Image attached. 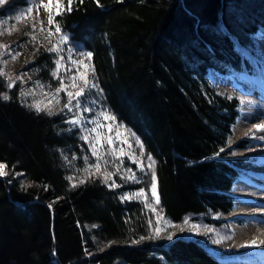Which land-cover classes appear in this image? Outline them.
I'll list each match as a JSON object with an SVG mask.
<instances>
[{"label":"trees","instance_id":"16d2710c","mask_svg":"<svg viewBox=\"0 0 264 264\" xmlns=\"http://www.w3.org/2000/svg\"><path fill=\"white\" fill-rule=\"evenodd\" d=\"M62 4L54 24L92 54L103 103L155 160L164 215L179 223L228 212L238 171L226 148L238 102L207 74L250 72L236 44L252 48L250 37L264 28V0H73L71 11L68 0ZM52 62L37 53L29 71L45 83ZM0 93L9 97L0 99L7 172L0 264H222L190 240L138 246L149 230L144 204L122 200V187L74 176L86 149L79 130L62 115L37 113L17 84L9 89L0 78Z\"/></svg>","mask_w":264,"mask_h":264},{"label":"rangeland","instance_id":"374dc122","mask_svg":"<svg viewBox=\"0 0 264 264\" xmlns=\"http://www.w3.org/2000/svg\"><path fill=\"white\" fill-rule=\"evenodd\" d=\"M37 2L47 4V10L40 8L37 11L33 8V5ZM29 8H33L30 14L27 13V9ZM0 10L3 14L0 18V24L3 25L2 28H0V68H2L6 75L13 80H15L17 76L22 77V82L17 80L15 83L19 87V94L21 91L33 93L24 97H21V95L18 96L21 97L22 101L28 106L35 102H42L41 106H43V104H49L56 88L60 87V81L63 80L65 90L58 94L60 103L55 104L53 100L49 106L52 108L54 114L65 117V122L70 128L78 129L81 137L85 135L89 136L88 142L80 137L84 141L86 149L85 152L78 157L81 166L79 169H74V176L81 177L82 175H91L101 180L102 183L109 188H113L111 184L115 183L118 186L114 188L122 187L125 189L122 190L121 198L124 195L131 197L134 193L143 190L144 195L140 198L122 199L124 201L136 200L142 202L144 206L146 204L148 205V207L145 206L149 218L148 236L137 243V245L153 248H168V246L176 240L183 239L198 242L210 254L214 253L215 250H219L218 252L221 253L224 251V247H227V244L231 245L235 237V232L233 231L234 226H231L234 222L229 221L232 214L210 213L208 216L204 215L197 218L188 215L179 223L172 222L164 215L160 207V202L158 204L156 203V199L153 197L151 191L152 173L149 171L150 162L147 160L148 155L145 153L143 156L140 155V149L136 146L132 131L118 121L116 116L103 103L100 89L98 91L96 88H89L85 91L84 95L73 99L70 105V107H72L71 112L64 107L69 101L67 93L72 92L75 94V92L79 90V87L83 86V82L77 78L76 83L78 87H71L72 77L76 76L78 71H85V69L76 64L75 61H81L83 65H88L89 61L85 59L83 55L88 52L77 47L69 39L66 32L61 29L57 32L54 23L49 25V15H54L57 11L56 0H5V2L0 5ZM17 16L20 17L19 20L16 19ZM9 32L11 34H9ZM49 33H51V35H49ZM33 36L35 40L32 39ZM62 36L64 37L63 40H61ZM251 39L253 48L243 49L239 44H237L236 47L240 55L250 58L253 74H256L257 70H260L259 64L264 66V52L259 50V39L255 35L252 36ZM53 46H56L58 49L57 52L49 51ZM37 53H44L50 62L53 61V67L48 76L50 81L45 83L40 82V80L35 78L29 71V66L34 62ZM12 55L16 56L15 60L12 59ZM56 60H60L61 66L57 73V77H53L52 72L57 69ZM0 78L3 79L7 85L8 81L5 77L0 76ZM207 78L210 85L219 89L228 98L237 99L240 104L243 105L242 99H245L247 92H241V94L243 93L245 95L236 94V90L240 93L241 88H239L238 85H241V79L245 78L243 74H234L227 78V82L231 85L229 83V85H223L217 82L214 72H209ZM217 79L222 80L219 76H217ZM89 80L92 83H96L92 73L89 74ZM244 91L246 90L244 89ZM77 101L80 102L79 108L76 107ZM244 101L247 100L245 99ZM245 103V107H247V105L250 106V103ZM85 108H87V111H85ZM246 110L247 115H250L248 109ZM44 112L49 114L47 111ZM104 112H108L110 115L114 116L115 122L113 123L112 121L104 119L103 115H101ZM239 112V118L229 135L228 147L226 148L229 157L234 160H239L241 158V153L247 152H243L244 150L239 151V149L242 148L234 147L237 142H240L243 138V133H247L246 131L248 129L246 128L247 126L243 131L240 128L238 121L242 119L241 115L245 112L243 108H241ZM77 118L80 119V124L72 125L68 122ZM92 122H99L103 126L97 127V124ZM121 125L123 127H121ZM94 127H96L95 132L87 131ZM251 135L255 137V140L258 137L256 134ZM135 138L137 137L135 136ZM92 143L96 144L98 154L101 156V160L99 161L101 165L99 172L95 170V165L98 161L97 156L93 155ZM110 152H114L116 155H110ZM129 155L137 158L139 167L137 163H134L133 160L129 158ZM73 162H77L76 157H73ZM152 162H154L155 171V160L153 158ZM238 164L240 163L238 162ZM85 168H88L90 171L85 172ZM128 170H130V172ZM240 170L243 171V167H240ZM4 171L6 172L5 169ZM105 171L112 173L111 179L107 183L103 175ZM6 175L0 176V178H5ZM132 175L136 177L135 180L131 179ZM121 177L124 178L122 179ZM69 178L74 181L73 176ZM156 197H158L157 184ZM158 216L162 217L159 224L157 223ZM185 220H187L188 223H185ZM193 225L197 227L193 228ZM156 227L161 229L158 235L155 233ZM181 228H183V231H181ZM208 229H211V231H208ZM169 235L172 236V239H167ZM217 259L224 264H251L247 262V260H242L240 263H231L221 258ZM160 260L161 264H173L165 261L163 258H160Z\"/></svg>","mask_w":264,"mask_h":264},{"label":"bare ground","instance_id":"6f19581e","mask_svg":"<svg viewBox=\"0 0 264 264\" xmlns=\"http://www.w3.org/2000/svg\"><path fill=\"white\" fill-rule=\"evenodd\" d=\"M256 37L259 39V50L264 52V29L257 31ZM259 68L260 70L258 69L257 73H261L264 75V66L262 64H259ZM242 81L244 84L238 85L239 88H241L240 93H238L239 91L235 89L237 91L236 94L242 95L243 93L247 92V96L245 97L247 101L245 102L250 103V106L252 105L251 107L248 105L246 107L250 115H247V113H245L246 115L244 114V116L247 117L249 123L252 125L251 128L246 127L248 128L246 132L247 134H256L258 136L257 139H254L253 142H256V145L261 146V151L259 152L258 159L262 163L261 166L264 167V130H257L258 125H264V103L259 101L256 95V93H259L262 90L263 86L251 85L249 88H251L252 90L244 91V85H248L250 82L244 81V79H242ZM219 82L223 85L230 84L229 82H227V80L224 79ZM241 92L243 93L241 94ZM245 144L246 139L242 138L239 143L237 142V144H235L234 147L244 148ZM249 149L250 147L243 150L251 153L252 151H249ZM240 150L242 149H239V151ZM241 158L242 159L239 160L240 162H248L246 160H249V158L246 157ZM240 178L244 184L241 186H237L233 191H235L240 197L241 206L236 207L237 214L231 213L232 215L230 216L229 221L234 222V224H238L241 227H234L233 231L235 232V237L234 240H232L233 243L231 245L227 244V247L224 245V251L219 253L218 256L226 261L234 263H240L242 260L252 259L264 264V214L256 216L255 214H253L252 210H249L250 207L257 206L259 202H261V193L262 191H264V170L258 168L256 172H246ZM251 178H253L254 181H252ZM257 181L261 183V185H258L256 183ZM255 223L260 225L261 230L255 228ZM232 225L233 224H231V226Z\"/></svg>","mask_w":264,"mask_h":264},{"label":"snow or ice","instance_id":"6c2138e0","mask_svg":"<svg viewBox=\"0 0 264 264\" xmlns=\"http://www.w3.org/2000/svg\"><path fill=\"white\" fill-rule=\"evenodd\" d=\"M4 2H5V0H0V5H2ZM72 2H73V0H68V8H67L68 11H71ZM81 2H82V0H81ZM62 7H63L62 0H56V8L57 9H62ZM33 8H35L37 11L40 8H44L45 10H47L48 5L37 2V3H35L33 5ZM33 8L27 9V13L30 14L31 11L33 10ZM55 14L59 15L61 13H60V11H56ZM16 19L19 20L20 17L17 16ZM48 23H49V25H52L54 23L53 15H49ZM2 26L3 25L0 24V28H2ZM56 30H57V32H59V24L58 23H56ZM9 34H11V33L9 32ZM49 35H51V33H49ZM32 39L35 40V37L33 36ZM63 39H64V37L62 36L61 40H63ZM49 51L57 52L58 49L56 48V46H53L52 48L49 49ZM83 55H84V58L89 61V64L88 65H83L81 61H75V63L80 65L81 67H83L85 69V71H83V72H79L78 71L77 75L72 77L71 87H73V88H77L78 87V85L76 83L77 78H79V80L83 82V86L79 87V90L76 91L75 94H73L72 92H68L67 93L68 97H69V101H68L67 104L64 105V107L67 108L68 111H70V112L72 111V107H70V105H71L73 99H76L77 97H80V96L84 95L85 91L87 89H89V88H96L99 91L98 84L92 83L89 80V74L90 73L94 74V72H95V69L91 67V63H90L92 54L91 53H84ZM12 59L15 60L16 56L12 55ZM55 63L57 65V69H56V71L52 72L53 77H57V73H58V71L60 69V66H61L60 60H56ZM0 76H4L5 79L8 81L7 87L9 89L13 87V85L16 83L17 80H20L22 82V77L21 76H17L15 78V80H13L11 77H8L6 75V73L4 72V70L2 68H0ZM64 90H65V84H64L63 80H61L60 81V87L56 88L55 93L53 94L52 100L49 101V104H43V106H41L42 102H35L32 105H30V107L34 108L37 113H39L41 111H47L49 114H54L52 112V108L49 105L52 103L53 100H54L55 104H59L60 101H59V98H58V94L61 91H64ZM29 94H33V93H30L28 91H21V93H20L21 97L27 96ZM0 99L7 100V99H9V97H8L7 94L0 93ZM76 107L77 108L80 107V102L79 101H77ZM85 111H87V108H85ZM101 115H103L104 119L112 121L113 123L115 122V117L110 115L108 112H104ZM68 122L71 123L72 125H77V124L81 123L79 118L70 120ZM92 123H96L97 127H102L103 126L99 122H92ZM121 127H123V126L121 125ZM257 130H264V125H258L257 126ZM87 131L95 132L96 131V127L92 128L90 130H87ZM81 138L84 139L86 142L89 141V136H87V135H85V136H83ZM133 139H135L136 146L140 149V155L143 156L144 155V149H143L142 143L140 142L139 139L135 138L134 134H133ZM109 142H110V140H109ZM91 147H92V150H93V155L97 156V161H98V163L95 165V170H96V172H99L100 171V167H101V165L99 163V161L101 160V156L98 154V150L96 148V144L95 143H92ZM109 154L113 155V156L116 155L114 152H110ZM129 158L132 159L134 163H137V166L139 167V163H138L137 158H135V157H133L131 155H129ZM85 159H87V158H85ZM147 160L150 162L149 163V171H151V173H152V176H151V181H152L151 182V191L153 193V197H155V199H156V203L158 204L159 203V199H158V197H156V175H155V171H154V162H152V157H151L150 154L147 156ZM4 169H5V165L0 163V176H4V175L7 174L4 171ZM84 171L85 172H89L90 170L88 168H85ZM128 171L130 172V170H128ZM103 175H104L105 182L107 183L111 179L112 173L105 171ZM121 178L123 179L124 177H121ZM69 179L71 180V178H69ZM131 179L135 180L136 177L134 175H132ZM80 183H84V180L83 179L80 180ZM117 186L118 185H116L115 183L111 184V187H113V188L117 187ZM73 187H75V185H73ZM143 195H144L143 190H141L140 192L134 193L131 197H129L128 195H124L122 197V199L140 198ZM145 206L148 207L147 204ZM160 220H162V217L158 216V219H157V223L158 224H159ZM185 223H188V221L185 220ZM196 227H197L196 225H193V228H196ZM160 231H161V229L159 227H156L155 233L157 235L159 234ZM181 231H183V228H181ZM208 231H211V229H208ZM167 239H172V236L169 235L167 237Z\"/></svg>","mask_w":264,"mask_h":264}]
</instances>
